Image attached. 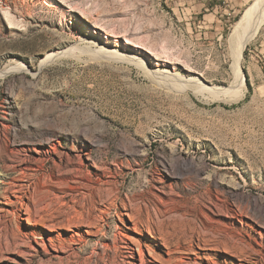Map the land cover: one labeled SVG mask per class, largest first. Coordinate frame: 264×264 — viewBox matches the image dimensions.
Wrapping results in <instances>:
<instances>
[{"label": "rangeland", "instance_id": "374dc122", "mask_svg": "<svg viewBox=\"0 0 264 264\" xmlns=\"http://www.w3.org/2000/svg\"><path fill=\"white\" fill-rule=\"evenodd\" d=\"M258 1L216 27L183 0H0V156L9 157L0 170V264H43L45 253L59 263L68 255L59 240L81 256L84 242L100 238L87 227L37 224L36 204L48 190L38 181L54 187L56 208L69 210L78 208L74 195L101 189L102 244L114 248L117 228L118 264H264V23L239 63L244 93L225 102L217 92H236L229 38ZM72 48L117 51L130 62L83 56L45 64ZM196 205L203 212L193 218ZM205 217L239 243L202 249L195 233L206 232ZM5 227L26 243L7 251L16 237H3Z\"/></svg>", "mask_w": 264, "mask_h": 264}, {"label": "bare ground", "instance_id": "6f19581e", "mask_svg": "<svg viewBox=\"0 0 264 264\" xmlns=\"http://www.w3.org/2000/svg\"><path fill=\"white\" fill-rule=\"evenodd\" d=\"M264 0H260L258 1L252 8H250L241 18L240 20L235 24L233 30H232V33L230 34V44L232 46V49H233V56H234V66H233V70H234V74H235V77H236V82H235V90L236 92L235 93H231L229 90H226V89H221L219 88V90L217 92H220V94H223L221 97H218V99L220 100H223L225 102H233L235 99H237L239 96H241L244 91H245V78H244V74L242 72V69H241V66H240V61L243 57V53L247 47V45L254 39V37L257 35L261 25L264 23ZM78 51V53L75 52ZM83 56H87L90 60L92 61H102V60H109L110 61L112 60V57H115L116 60L118 61H126V62H130V59H128L126 56H123L121 54H119L117 51H104V50H95V51H91V52H87L86 50H81V49H74L72 48V50H68L67 52L65 53H62V54H51L49 56H47L46 60L44 61L45 64L46 62H48L50 64V62H55V61H58L60 60L62 57H71V58H76L77 60H81ZM113 58V59H115ZM87 62V61H86ZM133 62V61H132ZM137 63V62H136ZM44 64V65H45ZM137 65L141 66L142 64H138ZM143 66V65H142ZM43 67V66H42ZM23 72V71H22ZM163 72V75L166 73L165 71H162ZM183 79V78H182ZM189 82H193V81H189ZM188 83V82H187ZM200 87H197V88H192L191 91L195 94V95H198V93L200 92ZM18 131V130H17ZM16 132V131H15ZM9 137V136H8ZM19 140V139H18ZM21 140V139H20ZM41 140V139H39ZM17 142V138L14 137L13 139V142L11 143H15ZM44 142V140L42 141ZM49 142V141H48ZM10 143V141H9ZM25 143V142H24ZM22 144V143H21ZM27 144V143H26ZM29 144V143H28ZM27 144V145H28ZM41 144V143H39ZM43 144V143H42ZM15 145V144H14ZM33 145V144H31ZM104 145V144H103ZM5 146V145H4ZM3 147V146H2ZM100 150V149H99ZM102 150V149H101ZM100 150V151H101ZM7 153V152H6ZM10 155V154H9ZM104 156V155H103ZM9 158V157H8ZM8 158H7V155H5L4 157L3 156H0V162H3L4 165H1L0 163V170L2 171H6L7 169V161H8ZM13 158V157H12ZM17 160V159H16ZM106 161V160H105ZM10 162V160H9ZM100 162H102V159L100 160ZM193 162V161H192ZM131 163V162H130ZM185 163V162H184ZM81 164V163H79ZM104 163L102 162V165ZM190 164V163H189ZM193 164V163H192ZM191 164V165H192ZM16 165V164H15ZM101 165V164H100ZM178 165V164H177ZM185 165V164H184ZM196 165V164H195ZM73 166V165H72ZM76 166V165H75ZM79 166V165H78ZM15 167V166H14ZM96 167V166H94ZM175 167V166H174ZM193 167V166H192ZM10 168V167H9ZM12 168V166H11ZM78 168H81L80 166ZM83 168V167H82ZM97 168V167H96ZM195 168V167H194ZM14 169V168H13ZM180 169V168H179ZM82 170V169H80ZM78 170V172L80 173V175L82 174V172ZM34 171V170H33ZM105 171V170H104ZM144 171V170H143ZM168 171V170H167ZM15 172V171H14ZM47 172V171H46ZM76 172V171H75ZM87 172V171H86ZM103 172V171H102ZM111 172V171H110ZM182 172V171H181ZM184 172V171H183ZM182 172V173H183ZM34 173V172H33ZM85 173V172H84ZM105 173V172H104ZM109 173V172H108ZM147 173V172H146ZM145 173V174H146ZM173 173V172H172ZM176 173V172H175ZM173 173V174H175ZM180 173V172H179ZM186 173V172H185ZM191 173V172H190ZM12 174V172H11ZM89 174V173H87ZM91 174V173H90ZM141 174V173H140ZM172 174V175H173ZM1 175V173H0ZM47 175V174H46ZM74 175V174H73ZM83 175V174H82ZM80 176V181L78 182V185L79 186H83L84 188H87L85 186H88V183L90 182L89 178L85 179L83 178V176ZM103 175V174H102ZM106 175V174H105ZM149 175V174H148ZM180 175V174H179ZM2 176V175H1ZM39 175L36 174V175H33L31 177H28L30 180H35ZM90 176V175H89ZM110 176V174H109ZM144 176V175H143ZM43 177V176H41ZM92 177V176H91ZM108 177V176H107ZM115 177V176H114ZM149 177V176H148ZM6 178V177H5ZM40 178V177H39ZM46 178V177H45ZM74 178V177H73ZM98 178V177H97ZM106 178V177H104ZM118 178V177H117ZM136 178V177H135ZM12 179V178H11ZM10 179V180H11ZM24 179V173H21L18 177H17V181L18 182H21L19 185H17L16 187L19 188V192L18 193H22L24 191V189L26 188V185L28 184H23L22 182H25L23 181ZM75 179V178H74ZM82 179V180H81ZM85 179V180H83ZM115 179V178H114ZM9 180V181H10ZM14 180V179H13ZM39 180V179H38ZM77 180V178H76ZM101 180V179H100ZM111 180V179H110ZM144 180V179H143ZM15 181V180H14ZM51 181V180H50ZM60 181V180H59ZM95 181V180H94ZM98 181V180H97ZM116 181V180H114ZM134 181V180H133ZM17 182V183H18ZM32 182V181H31ZM68 182V181H67ZM104 182V181H103ZM108 182V181H107ZM141 182V181H140ZM149 180L146 179V183H147V186H145L146 188L149 186ZM196 182V181H195ZM99 183V182H98ZM105 183V182H104ZM117 183V182H116ZM3 184V183H1ZM0 184V185H1ZM63 184V183H62ZM72 184V183H71ZM70 184V185H71ZM90 184V183H89ZM110 184V183H109ZM112 184V183H111ZM114 184V183H113ZM187 184V182H186ZM194 184V183H193ZM199 184V183H198ZM34 185V184H33ZM74 185V184H73ZM77 185V186H78ZM98 185V184H97ZM104 185V184H103ZM106 185V184H105ZM119 185V184H118ZM121 185V184H120ZM133 185V184H132ZM135 185H138L135 183ZM141 185V184H140ZM7 186V185H6ZM36 188H42V190H44V188H48V190L44 191L43 194H42V197L41 199L38 201V203L36 204V210H37V215H38V218H37V224H42V225H47L48 223H51L49 225L52 226V228H55V229H63L64 227L66 226H69V227H77V228H82V227H87L88 229H90V231L86 232L88 233L89 235H94L95 237H100L94 244L92 243L91 246H88V243L87 242H84L83 246L84 249L82 252L83 255H88L84 258L83 255L79 256L78 253L76 252L75 248H73V253L71 251V247L69 245V242L67 241H62V240H59V242L57 243L56 248L58 250V252H65V254L67 253L68 255L67 256H61L57 259H59V263H55L53 262V260L56 259V256H48L47 253L43 254V256L45 257V260H41L43 264H105L104 262H106V264H116L119 259L122 257L119 258V251L118 250V247L116 246L119 242H118V234H117V228H115V233L114 235L112 236V240L113 242V245H114V248H111L110 247V244L109 246L106 245H103V240L104 239H107V233L104 232V229L102 227V225L100 224V222L103 221V214H102V211L101 208L100 210H98V206H100L101 204L105 203L104 201V196H103V193L100 189V192L98 195H94L92 193H89V192H86V193H79L78 195H74L73 198L71 199V203L70 204H74V205H78V208L77 209H74V210H69L68 208L67 209H64V208H56L57 207V203L61 201V199H58V197H55V193L54 192V187L51 186V185H48L44 182H41V181H38L37 184H35ZM46 186V187H44ZM92 186V185H90ZM99 186V185H98ZM116 186V185H115ZM123 186V185H122ZM139 186V185H138ZM137 186V187H138ZM194 186V185H193ZM198 186V185H197ZM205 186V185H204ZM29 187V186H28ZM73 187V186H72ZM76 186H74V189L72 188H69V190H71V193L72 191H77L80 187H77L75 188ZM93 187V186H92ZM110 187V186H109ZM108 187V188H109ZM133 187V186H132ZM139 188V187H138ZM142 188V187H141ZM186 188V187H185ZM190 188V187H189ZM201 188V187H200ZM207 188V187H205ZM59 189V188H58ZM61 189V188H60ZM59 189V190H60ZM118 189V188H117ZM121 189V188H120ZM129 189V188H128ZM134 189V188H133ZM209 189V188H208ZM5 190V188H4ZM89 189L87 188V191ZM111 190V189H110ZM115 190V189H114ZM119 190V189H118ZM117 190V191H118ZM141 190V189H140ZM148 190V189H147ZM203 190V188L201 189ZM199 190V191H201ZM6 191V190H5ZM3 191V193L5 192ZM97 192V191H96ZM116 192V191H114ZM113 192V193H114ZM119 192V191H118ZM133 192V191H132ZM187 192V191H186ZM205 192V191H204ZM17 193V192H16ZM25 193V192H23ZM22 193V194H23ZM65 193V192H64ZM112 193V194H113ZM123 193V192H122ZM194 193V192H193ZM200 193V192H199ZM74 194V192H73ZM115 194V193H114ZM133 194V193H131ZM148 194V193H147ZM26 195V194H25ZM59 195V194H58ZM140 195V194H137V196ZM57 196V195H56ZM71 196V195H70ZM149 196V195H147ZM206 196V195H205ZM63 197V196H62ZM201 197V195H200ZM66 198V197H65ZM114 198V197H112ZM116 198V197H115ZM149 198V197H148ZM19 199V198H18ZM141 199V198H140ZM193 199V198H192ZM198 199V198H197ZM205 199V198H204ZM21 200V199H20ZM195 200V199H193ZM201 200V199H200ZM107 201V200H106ZM205 201V200H204ZM255 201V200H254ZM68 202V201H67ZM111 202V201H110ZM116 202V201H114ZM132 202V201H131ZM208 202V201H207ZM65 203V202H64ZM118 203V202H117ZM21 204V203H20ZM23 204V203H22ZM108 204V203H107ZM116 204V203H115ZM131 204V203H130ZM185 204V203H184ZM257 204V203H256ZM61 205H63V202H61ZM106 205V204H105ZM113 205V204H112ZM200 205V204H199ZM23 206V205H22ZM104 206V205H103ZM230 206V205H229ZM16 207V205H15ZM20 207V206H19ZM132 207V206H131ZM176 207V206H175ZM191 207V206H190ZM72 208V207H71ZM74 208V207H73ZM227 208V207H226ZM105 209V208H104ZM134 209V208H133ZM136 209V208H135ZM148 209V208H147ZM202 206H194L190 212H191V215L194 216L193 218L197 217L199 212L200 214L203 212L202 210ZM208 209V208H207ZM108 210V209H107ZM106 210V211H107ZM115 210V209H114ZM20 211L21 209L20 208H17V215H20ZM97 211H100L101 212V215H96V212ZM117 211V210H115ZM151 211V210H150ZM230 211V210H229ZM206 212V211H205ZM46 213H48L46 215ZM106 212L104 211V214ZM111 213V212H110ZM109 213V214H110ZM146 213V212H145ZM147 213H148V210H147ZM168 213V212H167ZM108 214V215H109ZM113 213H111L112 215ZM184 214V212H183ZM199 214V215H200ZM147 215V214H146ZM204 215V214H203ZM110 216V215H109ZM184 216V215H183ZM202 216V215H201ZM209 216V215H208ZM148 217V216H147ZM185 217V216H184ZM199 217V216H198ZM187 218V217H186ZM202 218V217H201ZM200 218V222L202 224V227L206 229V232H204L202 229H200L199 227V231H197L195 234H197L199 237V242H198V245L201 246L202 249L204 250H213V248H208L209 246H213L214 247V250L215 249H219L222 247H229V244L230 246L232 245L230 242L234 241H230L229 239H224L222 237V234H220V231L218 230V226L215 221H213V219L211 218H207L205 217L206 220H203ZM231 218V217H230ZM133 219V218H132ZM168 219V218H167ZM172 219V218H171ZM170 219V220H171ZM175 219V218H174ZM173 219V220H174ZM180 219H183V218H180ZM31 220V218L29 219ZM108 220V218H107ZM144 220V219H143ZM188 220H192V219H188ZM188 220L186 222H188ZM151 222V221H150ZM179 222V221H178ZM199 222V223H200ZM103 223V222H102ZM0 224H3L5 225L6 222H1ZM167 224V223H166ZM184 224V223H182ZM187 224V223H186ZM197 224V223H196ZM174 225V224H173ZM198 225V224H197ZM196 225V226H197ZM229 225V224H228ZM107 226V224H106ZM136 226V225H135ZM176 226V225H175ZM187 226V225H186ZM199 226V225H198ZM222 226V225H221ZM226 225L224 224V227ZM171 227V225H170ZM173 227V226H172ZM179 227V226H178ZM184 227V226H183ZM188 227V226H187ZM220 227V226H219ZM223 227V228H224ZM114 228V226H113ZM186 228V227H185ZM184 228V229H185ZM190 228V227H189ZM195 228V227H194ZM228 228V227H227ZM175 229V228H174ZM187 229V228H186ZM192 230L193 229V226L191 228ZM92 230V231H91ZM95 230V231H93ZM168 230V229H167ZM182 230V229H181ZM190 230V229H189ZM187 230V231H189ZM221 230V228H220ZM110 231V230H109ZM164 231V230H163ZM162 231V232H163ZM180 231V230H179ZM226 231V230H225ZM2 232V231H1ZM16 231H13L12 229H10L9 227H5L3 229V232H2V236L3 237H6L7 239H13L11 236H15L16 238L13 239L12 243H7L8 245V248H7V251H11V250H14V248H16L18 246L17 242L21 241L23 243H26L25 241H23L21 238L17 237L16 234H15ZM112 232V231H111ZM161 232V233H162ZM166 232V231H164ZM168 232V231H167ZM170 232V231H169ZM233 232V231H231ZM231 232H229L228 234H230ZM175 233V232H174ZM178 233V232H177ZM183 233V232H182ZM224 233V231H223ZM169 234V233H168ZM190 234V233H189ZM193 234V233H192ZM227 234V235H228ZM233 234V233H232ZM78 235V234H77ZM184 235V234H183ZM19 236V235H18ZM75 236V235H74ZM93 236V237H94ZM163 236V235H162ZM170 236V235H169ZM60 237V236H59ZM80 237V236H79ZM83 237V236H82ZM85 237V236H84ZM191 237V236H190ZM2 238V237H1ZM163 238V237H162ZM121 239V238H120ZM165 239V238H164ZM166 239H167V235H166ZM165 239V240H166ZM196 239V238H195ZM69 240V239H68ZM79 240V239H77ZM82 240V239H81ZM85 239H83L82 241H84ZM164 240V241H165ZM185 240V239H184ZM241 240V239H239ZM238 240V241H239ZM55 241V240H54ZM72 241V240H71ZM74 241V240H73ZM94 241V240H93ZM236 241V239H235ZM234 241V242H235ZM243 241V240H242ZM76 242H79V241H76ZM106 242V241H105ZM166 242V241H165ZM233 242V243H234ZM82 243V242H81ZM235 243H239V242H235ZM188 244V243H187ZM24 245V244H23ZM102 247V251L100 253H97V249H98V246ZM112 245V246H113ZM190 245V243H189ZM173 246V245H172ZM236 246H240V245H236ZM78 247V246H77ZM234 247V246H233ZM179 248V247H178ZM239 248V247H238ZM78 249V248H77ZM80 249V248H79ZM101 249V248H100ZM173 249V248H172ZM229 248H227L228 250ZM18 250V249H17ZM69 250V251H67ZM169 250V249H168ZM226 250V251H227ZM233 250V249H232ZM6 251V250H5ZM71 251V252H70ZM78 251V250H77ZM80 251V250H79ZM225 251V250H224ZM225 251V252H226ZM237 251V250H236ZM76 252V253H75ZM99 252V251H98ZM111 252H113L112 254H110ZM126 252V251H124ZM230 252V251H229ZM232 252V251H231ZM259 252V251H258ZM77 254V255H76ZM179 254V253H178ZM141 255V254H140ZM176 255V254H175ZM180 255V254H179ZM183 254H181L182 256ZM259 255V254H258ZM106 257H108L109 259H106ZM124 257V256H123ZM181 258V257H180ZM94 260V261H93ZM93 261V262H92ZM104 261V262H103ZM34 262V261H33ZM264 262V261H263ZM36 264V263H35ZM39 264V263H38ZM118 264V263H117ZM122 264H128L127 261L124 262L122 261Z\"/></svg>", "mask_w": 264, "mask_h": 264}, {"label": "crops", "instance_id": "0c3cea01", "mask_svg": "<svg viewBox=\"0 0 264 264\" xmlns=\"http://www.w3.org/2000/svg\"><path fill=\"white\" fill-rule=\"evenodd\" d=\"M248 0H183L192 14H203L204 21L224 23L239 12ZM190 7V8H189Z\"/></svg>", "mask_w": 264, "mask_h": 264}, {"label": "trees", "instance_id": "16d2710c", "mask_svg": "<svg viewBox=\"0 0 264 264\" xmlns=\"http://www.w3.org/2000/svg\"><path fill=\"white\" fill-rule=\"evenodd\" d=\"M247 82L249 83V79L247 78ZM238 105H234V106H232V107H227V108H235V107H237Z\"/></svg>", "mask_w": 264, "mask_h": 264}, {"label": "water", "instance_id": "95a60500", "mask_svg": "<svg viewBox=\"0 0 264 264\" xmlns=\"http://www.w3.org/2000/svg\"><path fill=\"white\" fill-rule=\"evenodd\" d=\"M243 72V71H242ZM244 73V72H243Z\"/></svg>", "mask_w": 264, "mask_h": 264}]
</instances>
